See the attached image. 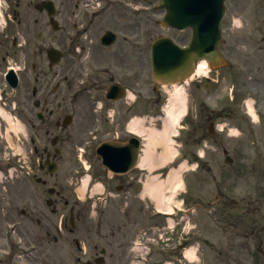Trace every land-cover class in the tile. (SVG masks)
Masks as SVG:
<instances>
[{"label":"rangeland","instance_id":"rangeland-1","mask_svg":"<svg viewBox=\"0 0 264 264\" xmlns=\"http://www.w3.org/2000/svg\"><path fill=\"white\" fill-rule=\"evenodd\" d=\"M152 32H153V37L155 38L157 35L161 34H166L165 31L160 29L159 27H155L152 25ZM95 33H97V30H95ZM51 35H53L50 32ZM58 42L55 45H59L61 47L65 46V34L63 32L58 34ZM66 59L62 61V63L57 66L53 72H56V74L60 73V78L61 75L64 76L65 70H66ZM239 65H237V73L239 72L241 75H244L246 77V80L248 83H252V78L254 75H256V71L252 69L251 67H256L257 64L254 63L253 65H249L246 67L242 68V63L239 62ZM58 77L57 80L53 82V84L50 87V90H53L54 86L58 84L59 82H63L62 79ZM154 85V83H153ZM167 91L168 93L172 92V89H165L164 91ZM58 95L56 96L57 101L63 100L65 97V85L61 87V89L57 92ZM167 93V94H168ZM164 93L163 95V102L161 104V109L166 108L167 101L171 98L170 95H167ZM186 95L188 96V89H186ZM190 97V94H189ZM189 106H190V111L191 115L189 119H187V123L189 122L190 125L188 124V127L192 128V124L194 123L193 121V112H194V107L191 102V98L189 101ZM161 109L158 108V110H154L152 113V120L150 122L147 121L144 127V130L146 132H149L152 129L156 130H162L163 125H164V120L165 116L163 115V112H161ZM139 117V114H135ZM134 118V117H133ZM132 118V119H133ZM27 128V134L25 139L21 138V144L19 143L18 147H21V155L19 159L21 162L19 164H23L25 171H31L32 173H37V167H38V161H39V156L40 152L42 151H52L53 146L50 141V137H47L45 134V130L42 128L39 131H35L30 129L28 126ZM151 128V129H150ZM52 131L54 132V135H65V134H71L72 129L68 128L67 130H64V132H61V130L54 128L52 126ZM144 131V132H145ZM187 132V131H186ZM189 132V131H188ZM188 132L186 134L182 135V139H188ZM12 140V141H11ZM8 141H11L10 144L12 147L16 145V141L12 139H9ZM2 141H0V163L2 165L5 164V151L7 150V146L5 144H1ZM4 143V142H3ZM14 145H13V144ZM177 143H180L177 141ZM98 142H96L94 145H97ZM18 145V144H17ZM77 143L75 141L72 142V140L66 141L64 144L59 146L62 150V155L58 157L57 161L60 164V169L59 171L55 174V177L53 180H51V184L54 185L56 183V186L58 188H62L67 191V198L71 200H77L79 201L82 205L87 206L88 208V216L90 217L89 219V233L87 236V246L89 250V254L92 255H99L100 250L103 247L109 246L110 252L113 253L118 260L120 259H125L128 257L130 254V244L132 242V239L137 235L138 230L140 232L142 230L147 229L149 226L155 224V223H160V218L155 217V220H151V216L153 215L152 211V206H151V199L145 198V199H140L138 196L139 191H141L144 187V184L146 183L147 177H149L150 173H145L143 176L142 182L139 181L140 179V171H136V173L133 175L132 178L135 180V185L134 187L130 188L129 190H126V192H122L121 197L118 199H109L106 204H99L96 207L93 208V200L86 196L85 198L82 197L83 199L80 200L79 198V193L77 192L78 188V179L82 176V172L84 171L82 164L77 160ZM92 145V148L93 146ZM3 147V148H1ZM159 147H165V144L160 145ZM167 147L162 149H158V154H156V157H160L161 155H164L167 152ZM193 152V149L190 147L187 149L185 147L184 150V155L188 153L190 156ZM160 155V156H159ZM87 158L88 162L91 163L93 167V171H95L96 175H100V166L98 164L97 158H92V155L85 157ZM187 158H192L188 157ZM218 165H223V159L221 156H217ZM189 168H193L191 165ZM76 171H79L77 174ZM160 169L156 170L155 169V174L160 173ZM93 173V172H92ZM95 175V176H96ZM75 178L73 180L72 177ZM183 179L185 181L186 186H188V201H192L191 197L194 194V191L198 189V186L196 183V178H199L198 176L196 177V174L192 171H188L185 174L182 175ZM105 178V176H104ZM104 180V179H103ZM106 180V181H105ZM105 183L107 187L114 191L115 187L118 184H126V178L121 179L120 181L117 180H108L105 178ZM203 180L205 181V184L203 186V189L206 190V186L208 185L207 183L210 182L209 178L207 175L203 176ZM16 183L17 180H14ZM28 184L31 185H36L35 180H32V182H27ZM160 189L163 191L164 195L166 197L171 196L172 194V189L174 190L175 194L172 197L173 202L171 207L174 206V203L176 202L178 204V207H185L184 205L182 206L179 202L182 201V196L177 197L181 192L182 189H186V187L183 185V183L178 184L177 186L173 187L172 189H169L168 183L165 184H159ZM17 188V187H16ZM131 193V194H130ZM183 194V193H182ZM153 201V200H152ZM130 202L129 207H125V203ZM155 204V203H154ZM199 217H203L204 215L199 214L197 215ZM205 217V216H204ZM100 224H102L101 228H99ZM114 232V233H113ZM115 234V235H114ZM226 243L225 240H220V247L222 249V245ZM218 248V247H217ZM219 249V248H218ZM202 252V250H201ZM203 253V252H202ZM201 253L199 252V256ZM156 256H154V259ZM205 258V264H228L229 258L227 257H213V255L210 254V252L206 251V256ZM242 260V262L240 261ZM199 264H204V261L199 263ZM230 264H252L251 260L248 258V256H241L238 257L236 255L233 256V261Z\"/></svg>","mask_w":264,"mask_h":264},{"label":"flooded vegetation","instance_id":"flooded-vegetation-1","mask_svg":"<svg viewBox=\"0 0 264 264\" xmlns=\"http://www.w3.org/2000/svg\"><path fill=\"white\" fill-rule=\"evenodd\" d=\"M64 3V15L71 16L72 4L66 1ZM40 4L41 0H0V85L3 83L2 73L7 59H16L17 57L21 61L23 59V46L26 44L25 34L40 31L42 23ZM234 14H237V10L229 9V16L232 17ZM229 30L233 32L231 24ZM236 37L240 43L247 38L244 31L238 32ZM224 44H227V40L224 41ZM69 86L72 88L73 85ZM82 100L74 106L76 114L79 112L77 106L81 104ZM52 115L53 113H50V117ZM35 213L38 214L37 217L29 216L21 219L16 234L21 243L29 241L28 244L31 242L36 244L37 251L31 256H25L21 245L15 243L10 238V234L0 233V264H49L51 262L57 264L58 237L56 234L58 230L62 231L63 226L59 228L57 218L41 210L38 203L33 205L31 210L26 211V215ZM52 213L56 214V209H53ZM6 219L9 220V217ZM6 219H1L0 223ZM235 224L237 225V223Z\"/></svg>","mask_w":264,"mask_h":264},{"label":"bare ground","instance_id":"bare-ground-1","mask_svg":"<svg viewBox=\"0 0 264 264\" xmlns=\"http://www.w3.org/2000/svg\"><path fill=\"white\" fill-rule=\"evenodd\" d=\"M207 71H208L207 63L201 62L199 64L195 74L192 76V78H194V76L200 75L202 73L207 74ZM185 101H186V97L184 95V89L183 88H176V89L174 88L172 105L168 108V112H167L168 118H167V121L164 125V128L161 132H157L156 130L152 131L149 144L155 145V144H158L160 142H164L165 140H166V142L167 141L171 142L170 135L172 133V129H174L173 125L176 126V124L179 122V119L183 116L182 113L185 110ZM177 103H178V105H177ZM176 105H177V107L175 108ZM0 113H2L1 110H0ZM136 127H137L136 123L131 125V129H136ZM174 155L175 154H173V153L164 154L162 156L163 161H168L169 159L171 160L174 157ZM149 156H150L149 153H147L146 157H144V159H143L144 163H148ZM88 181H89V178L84 179V181L82 183V188L80 189L81 192L86 191L88 184H89ZM154 190H155L154 185L150 184L146 187L143 194L144 195H146V194L152 195ZM187 256H189L190 258H193L194 254L192 251H190L189 253H187Z\"/></svg>","mask_w":264,"mask_h":264},{"label":"water","instance_id":"water-1","mask_svg":"<svg viewBox=\"0 0 264 264\" xmlns=\"http://www.w3.org/2000/svg\"><path fill=\"white\" fill-rule=\"evenodd\" d=\"M161 56V54H159V53H156V55H155V59H157V58H159ZM157 62H159V60H157ZM104 154H105V156H110L111 155V153L110 152H108V151H105L104 152Z\"/></svg>","mask_w":264,"mask_h":264}]
</instances>
